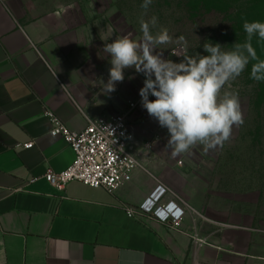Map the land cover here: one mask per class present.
Segmentation results:
<instances>
[{
	"label": "crops",
	"instance_id": "obj_1",
	"mask_svg": "<svg viewBox=\"0 0 264 264\" xmlns=\"http://www.w3.org/2000/svg\"><path fill=\"white\" fill-rule=\"evenodd\" d=\"M81 34L91 33L75 30L73 14L39 11L37 0H0V264H263L264 158L246 159L236 180L220 174L232 160L173 158L168 131L142 108L135 80L101 92L110 57L79 53L100 44L81 45ZM128 102H137L128 125L140 164L129 182L114 194L78 182L62 192L48 185L44 173L64 171L74 154L50 135L45 112L80 133L87 119ZM158 186L163 203L184 210L178 228L126 215Z\"/></svg>",
	"mask_w": 264,
	"mask_h": 264
},
{
	"label": "clouds",
	"instance_id": "obj_2",
	"mask_svg": "<svg viewBox=\"0 0 264 264\" xmlns=\"http://www.w3.org/2000/svg\"><path fill=\"white\" fill-rule=\"evenodd\" d=\"M153 0H143L139 18V40L124 35L104 43L103 51L110 57L109 78L101 92L116 90L125 79L124 70L134 68L144 76L139 89L141 106L160 127L166 128L169 138L165 145L173 158L190 152L197 145L205 150L223 147L231 138L234 127L244 124L237 93L223 91L251 64L250 78L264 81V59L253 47V38L264 41V22L242 18L246 34L243 43H234L229 51L219 43L205 42L207 55H189L188 43L179 36V61L164 57L162 45L173 43L166 27L158 18L147 16ZM153 30H156L153 32ZM154 97L150 99L149 97ZM255 231H259L256 229Z\"/></svg>",
	"mask_w": 264,
	"mask_h": 264
},
{
	"label": "rangeland",
	"instance_id": "obj_3",
	"mask_svg": "<svg viewBox=\"0 0 264 264\" xmlns=\"http://www.w3.org/2000/svg\"><path fill=\"white\" fill-rule=\"evenodd\" d=\"M38 10L42 12L70 13L75 17V30L89 31V37L81 34V45L88 40L100 42L90 49H80L79 53H99L107 58L103 51L104 43L128 35L130 38H141L139 18L142 13L140 7L143 0H37ZM251 0H153L147 16L148 20L155 15L159 25L169 30L173 43L162 45L164 57L171 49L178 46L175 41L184 36L189 48V55L199 53L207 55L203 45L205 42L219 43L223 50L229 51L234 43H243L246 34L243 24L235 25L237 34L232 31L233 21L237 10L243 12L246 4ZM156 30H153L155 32ZM95 48V49H94ZM124 88L130 87V80L135 84L133 91L139 96V89L143 86L144 76L135 72L134 68L124 70ZM223 91L238 94L244 124L234 127L231 138L223 147L205 150L197 145L185 153L186 157H198L201 153L205 157H215L232 160L231 166H220V174L233 172L235 180L241 178L248 158H264V81L256 82L250 78V66ZM154 99V97H153ZM232 169L233 171H227ZM224 185L220 181V186ZM241 186V184L239 185ZM238 190V187L236 188ZM238 198V197H236Z\"/></svg>",
	"mask_w": 264,
	"mask_h": 264
},
{
	"label": "built area",
	"instance_id": "obj_4",
	"mask_svg": "<svg viewBox=\"0 0 264 264\" xmlns=\"http://www.w3.org/2000/svg\"><path fill=\"white\" fill-rule=\"evenodd\" d=\"M180 55L178 45L169 51L167 59L178 62ZM136 107L137 102H128L127 109L117 114L87 119V126L80 133L70 131L54 113L46 111L44 116L51 124L50 135L61 137L72 150L74 159L64 171L56 173L47 170L42 178L57 192H62L71 182H78L114 194L129 182L132 173L140 167L135 155L137 141L128 125L129 115ZM23 147L32 149L33 143ZM36 181L37 178L32 177L27 184ZM165 193L166 190L158 186L137 209L126 208V215H147L161 224L178 228L185 215L184 210L174 201L163 203Z\"/></svg>",
	"mask_w": 264,
	"mask_h": 264
},
{
	"label": "trees",
	"instance_id": "obj_5",
	"mask_svg": "<svg viewBox=\"0 0 264 264\" xmlns=\"http://www.w3.org/2000/svg\"><path fill=\"white\" fill-rule=\"evenodd\" d=\"M246 5L247 8H245L244 12L241 9L237 10L234 20H232L234 23L232 31L234 32L235 36L237 34L235 25L241 23L243 24L242 18L247 19L249 21L264 22V0H251ZM252 44L257 52V55L261 59H264V41H260L258 38L254 37ZM249 66L251 69V64Z\"/></svg>",
	"mask_w": 264,
	"mask_h": 264
}]
</instances>
